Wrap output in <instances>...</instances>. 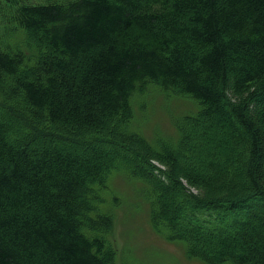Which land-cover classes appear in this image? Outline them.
<instances>
[{
	"label": "trees",
	"instance_id": "trees-1",
	"mask_svg": "<svg viewBox=\"0 0 264 264\" xmlns=\"http://www.w3.org/2000/svg\"><path fill=\"white\" fill-rule=\"evenodd\" d=\"M9 82L37 115L0 102V264H113L75 208L119 165L188 257L264 264V0H0V91ZM147 83L199 103L175 145L119 131ZM46 128L104 144L82 160L29 142Z\"/></svg>",
	"mask_w": 264,
	"mask_h": 264
},
{
	"label": "rangeland",
	"instance_id": "rangeland-1",
	"mask_svg": "<svg viewBox=\"0 0 264 264\" xmlns=\"http://www.w3.org/2000/svg\"><path fill=\"white\" fill-rule=\"evenodd\" d=\"M8 37L12 45L22 35L13 31ZM36 49L38 48L23 43L25 66L32 69L39 65V53ZM9 85L0 91V102L5 101L18 112L26 111L28 121L35 119L37 114H29V107L18 88L11 83ZM130 106L131 117L119 131L123 130L127 137H138L143 143H150L152 149L159 148L161 143L175 145L179 138L178 122L182 117L199 110L197 100L188 94L163 90L154 83H147L141 90L136 89L130 97ZM42 132L49 134L38 135L29 142L43 145L62 143V146L72 149L82 160L87 156L85 154L104 144L101 141L95 142L92 137L83 142L74 139L59 140L49 136L52 134L49 128L42 129ZM109 145L110 149L117 148L112 142ZM92 155L96 161V154ZM152 164L162 166L154 161L150 163V168ZM138 165L141 170L144 168L143 162H138ZM144 187L143 179L136 176L132 178L128 168L119 165L109 174L104 189H99L96 185L90 190H80V205L75 210L78 211L81 223L84 222L82 231L88 237L103 239L113 264H206L197 258L188 257L183 243L169 239L165 231L152 226L149 201L142 192ZM192 188L199 191L198 187Z\"/></svg>",
	"mask_w": 264,
	"mask_h": 264
}]
</instances>
